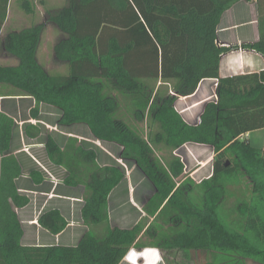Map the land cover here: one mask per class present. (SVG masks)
<instances>
[{"label":"trees","instance_id":"trees-1","mask_svg":"<svg viewBox=\"0 0 264 264\" xmlns=\"http://www.w3.org/2000/svg\"><path fill=\"white\" fill-rule=\"evenodd\" d=\"M14 1L24 14L36 15L32 0ZM238 1L65 0L46 9L42 22L8 29L0 46L17 63H0V98L31 99L30 118L37 119L45 104L60 110L59 123L85 124L95 139L120 146L118 158L133 162L155 191L143 205L147 216L130 228L111 225L108 200L126 177L124 166H100L93 146L69 137L62 147L47 135L46 154L67 170L65 181L85 184L81 217L88 229L75 244H24L15 208L29 199L18 192L21 165L11 152L16 125L0 110V264H119L145 240L183 255L204 250L209 254L204 264H246L247 259L264 264V149L244 136L264 128V69L219 76L221 56L228 51L243 48L264 57V0H255L256 41L218 42L222 15ZM9 2L0 0V34ZM48 22L63 33L54 45L56 56L68 62L61 72L47 71L36 58ZM207 78L217 79L216 99L189 124L174 103ZM138 123L148 127L146 136ZM23 130L29 138L40 134L34 124ZM186 143L208 145L214 153L209 177L198 183L186 176L176 181L185 164L172 151ZM152 146L169 153L161 159ZM238 172L248 178L251 191L229 201L226 179ZM30 174L34 183L43 179L38 171ZM162 220L167 225L159 224ZM37 222L51 234L67 224L57 209L42 211Z\"/></svg>","mask_w":264,"mask_h":264},{"label":"crops","instance_id":"crops-1","mask_svg":"<svg viewBox=\"0 0 264 264\" xmlns=\"http://www.w3.org/2000/svg\"><path fill=\"white\" fill-rule=\"evenodd\" d=\"M64 1L65 0H63V2ZM38 2L40 5H42L43 10L41 12H37L35 8L34 12L35 14L38 13L41 14L43 17L46 9L57 8L63 3L62 2L61 4H59L56 2V0L55 1L38 0ZM9 3L11 5L12 0H10ZM255 3H256L255 0H240L224 12L217 32L218 42L220 45H226V46L230 44L240 45L243 42H253L258 39L259 37L258 24H257L258 12ZM10 10H11V6H9L8 8L6 22L7 19H9ZM19 11L22 14H24L21 8H19ZM53 26L54 27L52 29L53 30L52 33L54 34V36L51 39V44L49 49V51H51V55L49 56L48 53L47 55H43L39 53V45H38L36 51V58L42 66H46L48 63L45 61L50 59L51 63H55L58 66L65 68L68 65V62L57 57L54 51V45L60 38L63 37V33L54 24ZM44 29L41 33V36L45 31ZM40 41H41V37H40ZM9 65H14V64H9ZM263 69H264V57L261 54L253 50L238 48L235 50L228 51L221 56L219 63V76L224 77V76L241 74L246 72H258ZM216 82L217 79L215 78L203 79L199 83L196 91L193 94L188 96H180V101L181 100L184 101L185 99H190V103H187L186 106L184 105V108H182L181 110L179 111L177 110L185 122L189 124H196L199 121L200 115L203 112L205 104L209 101H213L216 99V91H215ZM15 97H25V96H15ZM198 105H202L201 110L199 111V113L197 112L195 113L194 108L197 107ZM50 107L57 110L60 118L61 115L60 110L53 106ZM60 125L66 127L65 128L66 130L64 129L65 130L64 132L66 133H64L63 131H59V133L65 135V137L58 136V138L61 140L59 139L56 140L53 136H51L53 137V139H55V141L59 145L63 147L67 141V138L75 137L77 138L78 143H81L87 147L93 146L96 149L97 162L100 166L109 164L105 162L106 159H108L106 154L101 150H99L100 148H97V146H95L100 140L95 139L92 136L88 126L81 123H76L71 125H64L60 123ZM257 130H264V128ZM254 131L256 130L249 131L244 134V136L249 139L250 143H251L250 134ZM89 137H91L93 140H91ZM93 143H95V145ZM44 144L45 141L41 146L38 145V147H40L38 149H42L43 151V158L41 160L42 164H40L41 166L24 168L22 165L23 163L19 160L18 156L13 153L12 143H11V152L18 158L21 165V174L17 178L18 192L21 195H25L29 199V202L25 206L15 208L16 212H18L19 210L25 216V219L23 221L25 224L24 225L22 224L24 228V235L22 241L24 244L44 245V244H37L38 242L37 243L32 242V240L38 241V236L40 237L39 234L41 233V236H45L46 238L49 239L50 242L49 244H75L80 239L82 234L88 229L87 225H85L81 217V209L83 206L84 196L86 192L85 184L78 183L76 185L74 184L71 185L70 183H67L65 181V177L68 174L67 170L63 166L56 165L53 162H51V160L48 158L46 154ZM261 148L264 149V147ZM33 159L39 164V162L35 157H33ZM102 159H103V163H100V160ZM31 170L40 172V175L43 178L41 182L34 183L32 181L30 174ZM46 170L49 173H46L45 172ZM153 193L151 194V196L153 195ZM148 199L146 201H148ZM146 201L143 202L142 208L139 209L143 214L142 217L147 216L146 212L143 209V205L146 203ZM131 203L134 207L135 206L134 202L131 201ZM136 207L137 206H135V208ZM47 209H57L60 212L61 216L67 221L66 227L61 232L57 234H51L44 228L40 227V225L38 224L37 218L39 214ZM152 219L153 217H149L148 223ZM139 220L134 221L132 225L136 224ZM132 225L129 227H121V228H130L132 227ZM114 226H118V225H114ZM27 237H29V241H31L32 243L24 242V239H28ZM144 242L145 243L143 246L141 247L132 246L131 249L133 248L137 251L138 250L143 251L145 249L143 255H145V258L147 260L146 264H151V263L152 264L153 263L154 264H204L209 255L206 251L201 249H191L188 255H183L182 252L177 249L165 250V249H161L156 245H152L151 243L148 242V240H145ZM158 249L164 250V252L169 253L168 256L166 255V257H164L162 262L161 260H159L160 254H157L159 251ZM139 256H141V254ZM131 260L134 261L133 259H131L130 256L129 260L121 261L119 264H132ZM139 262L143 264V262H145V259H141L139 260ZM246 264H259V263L247 259Z\"/></svg>","mask_w":264,"mask_h":264},{"label":"rangeland","instance_id":"rangeland-1","mask_svg":"<svg viewBox=\"0 0 264 264\" xmlns=\"http://www.w3.org/2000/svg\"><path fill=\"white\" fill-rule=\"evenodd\" d=\"M32 1L36 11L41 12L43 8L42 5L39 4L38 0ZM56 2L61 4L63 0H56ZM9 6H11L9 19H7L6 27L0 34V40L6 35L8 29L20 30L24 27H29L32 24H37L45 20V15L43 17L39 13L35 16L22 14L18 9L19 6L17 1L12 0L11 5L9 3ZM53 27V24L48 22L45 26L44 33L42 36H40L41 41L39 43V53L43 55H47V53L49 56L51 55V51H49V49L51 39L54 36L52 33ZM45 62L48 63L46 66H44L47 71L61 72L65 70L64 67L58 66L55 63H51L50 59ZM0 63L3 65L16 64L17 59L9 53H6L0 46ZM3 88L4 87L2 86L1 89ZM5 98L7 97H4V99L0 98V110L11 115L14 119V124L16 125L12 139L13 153L18 156L19 160L23 163L22 165L24 168H31L34 166L40 167V164H42L41 160L43 158V151L42 149H38L40 148L38 145L41 146L44 143L47 135L53 136L56 140L59 139L58 136L65 137V135L59 133V131L64 132L66 130V127H63V125H60L58 122L59 113L56 109L51 108L50 106L40 104L38 118H30V110L33 107L31 99L25 97H14L15 99ZM187 103H190V99L180 101V97H178L174 105L176 110L179 111L184 108V105L186 106ZM201 107L202 105L195 107V113H199ZM28 123L37 125L39 127L40 134L37 137L29 138L25 135L23 126ZM134 125L138 130H140V133H142L144 136L147 135L148 127H146L143 123ZM250 137L251 144L253 146L257 148L264 147V130H256L250 134ZM89 138L93 140L91 137ZM93 144L95 145V143ZM95 146L100 148L99 150L104 152L108 157L105 162H116L124 166L126 177L111 192L108 200V210L111 225L129 227L134 223V221L144 218L142 217L143 214L139 209L142 208L143 202H145L153 193V185L133 162H131L132 164L124 163L125 161L123 159L118 158L119 154L121 153L120 146L116 145L115 143L105 141H99ZM152 148L154 150V154L161 159H163L169 153V150L167 149L157 150L155 146H152ZM172 154L179 156L185 164L182 176L179 179H176L177 183L183 179V176L191 178L193 181L198 183L203 179V177L208 178L207 176L211 173V159L214 153L212 148L208 145L186 143L178 150L172 151ZM33 157L37 159L39 164L33 159ZM100 163H103V159L100 160ZM45 172L49 173L47 170ZM226 186L228 190L229 201H233L237 198H247L251 191L250 181L245 175L239 172L227 177ZM131 201L134 202V205L137 206L136 208L138 209H136L135 206L133 207ZM17 214L24 225V214L19 210ZM159 224L167 225V223H163V220L159 221ZM39 235L40 237L38 236V241L32 240V242H38L37 244L50 243L48 238L41 236V233ZM27 238L28 239H24V242L32 243L29 241V237ZM159 251V260L162 262L164 257H166V255L168 256L169 253L164 252V250ZM141 259H145V257H140L139 260Z\"/></svg>","mask_w":264,"mask_h":264},{"label":"clouds","instance_id":"clouds-1","mask_svg":"<svg viewBox=\"0 0 264 264\" xmlns=\"http://www.w3.org/2000/svg\"><path fill=\"white\" fill-rule=\"evenodd\" d=\"M145 250V249H144ZM144 250L143 251H137V250H135V249H131L130 248V254H131V259H133L134 261H132L131 260V263L132 264H137V262L139 263V258L140 257H145V255H143V252H144ZM159 253V252H158ZM157 253V254H158ZM141 254V256H139ZM130 258V257H129ZM129 258H123L122 260H124V261H127V260H129ZM136 262V263H135ZM144 264H146L147 263V260H146V258H145V262H143ZM152 264V263H151ZM154 264V263H153Z\"/></svg>","mask_w":264,"mask_h":264},{"label":"built area","instance_id":"built-area-1","mask_svg":"<svg viewBox=\"0 0 264 264\" xmlns=\"http://www.w3.org/2000/svg\"><path fill=\"white\" fill-rule=\"evenodd\" d=\"M209 177V175L207 176ZM131 256L130 249L126 252L125 256L123 258H129Z\"/></svg>","mask_w":264,"mask_h":264},{"label":"flooded vegetation","instance_id":"flooded-vegetation-1","mask_svg":"<svg viewBox=\"0 0 264 264\" xmlns=\"http://www.w3.org/2000/svg\"><path fill=\"white\" fill-rule=\"evenodd\" d=\"M155 191V190H154Z\"/></svg>","mask_w":264,"mask_h":264}]
</instances>
